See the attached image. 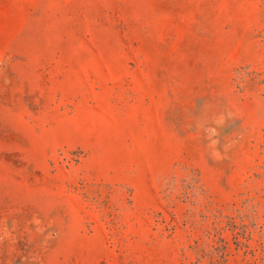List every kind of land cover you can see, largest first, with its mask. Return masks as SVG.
<instances>
[{
    "label": "rangeland",
    "instance_id": "obj_1",
    "mask_svg": "<svg viewBox=\"0 0 264 264\" xmlns=\"http://www.w3.org/2000/svg\"><path fill=\"white\" fill-rule=\"evenodd\" d=\"M0 264H264V0H0Z\"/></svg>",
    "mask_w": 264,
    "mask_h": 264
}]
</instances>
